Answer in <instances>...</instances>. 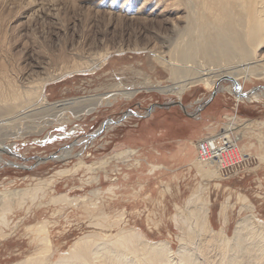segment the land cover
Returning <instances> with one entry per match:
<instances>
[{"label": "rangeland", "instance_id": "obj_1", "mask_svg": "<svg viewBox=\"0 0 264 264\" xmlns=\"http://www.w3.org/2000/svg\"><path fill=\"white\" fill-rule=\"evenodd\" d=\"M142 2L0 0V69L15 83L29 85L47 72L59 75L73 65L72 57L85 66L89 55L109 53L96 68L48 82L44 103L137 90L79 118L72 109L56 110L53 118L27 116L18 133L0 139V194L29 191L7 213V226L0 224V264L43 251L44 245L55 258L82 236L105 239L119 228L164 240L174 251L192 248L190 227L196 243L209 235L194 227L190 208L196 204L208 207L214 239L220 230L231 235L247 216L264 224V99L237 104L234 94L218 89L232 85L223 78L182 95L151 89L171 84V78L149 46L165 53L164 36L182 22L168 12H136ZM243 87L245 93L262 89L264 79L244 81ZM229 121L239 137L241 162L221 172L215 163L197 160L195 144ZM65 150L70 154L57 159ZM61 169L69 171L57 174ZM60 194L73 201L50 203ZM195 196L198 201L188 202Z\"/></svg>", "mask_w": 264, "mask_h": 264}, {"label": "bare ground", "instance_id": "obj_2", "mask_svg": "<svg viewBox=\"0 0 264 264\" xmlns=\"http://www.w3.org/2000/svg\"><path fill=\"white\" fill-rule=\"evenodd\" d=\"M147 6L150 7L149 10L146 9ZM135 11L148 15L168 12L178 23L182 22L181 25H174L170 34L164 36L167 49L165 53L155 44L149 46L150 51L154 52L155 61L167 68L171 78V84L154 85L150 87L151 89L159 93L182 95L199 83L214 87L217 80L229 77L232 85L219 84L218 89L234 94L237 104L264 99V88L243 95L244 81L264 79V0H143ZM108 54L105 51L97 56L89 55L85 66L81 65L84 63H81L80 59L72 57L73 65L70 68H64L65 70L60 71L59 75L47 72L43 78L29 85L15 83L6 75L5 70L0 69V139L18 133L19 124L23 119L36 113L43 114L44 117V113H47L53 118L57 116L56 110L60 112L64 109H72L75 117L79 118L97 110L102 104H111V100L119 96L126 99L132 97L137 90L120 88L111 93L103 92L85 98L75 97L44 103L42 94L48 82L65 75L96 68ZM100 56V62L99 60L95 62ZM89 60L92 63H89ZM58 65H61L59 68L62 67L61 62H58ZM203 66L208 68L205 69ZM223 125L224 131H233L236 128L232 121ZM3 128L7 130L3 131ZM243 128L249 127L245 125ZM1 150H3L2 146ZM128 152L130 150L116 155ZM69 154V151L65 150L56 158L64 159ZM236 154L239 159L238 148ZM197 160L203 162L198 155ZM67 171L69 169H61L57 174ZM207 173L212 174L213 171L207 170ZM51 182H53L52 177L45 179L41 184L43 186ZM138 184L134 186H141V183ZM37 187L39 186L34 187L33 190ZM108 190L112 191V187ZM28 193V190L18 189L0 194V224L7 226V213L12 209L13 204L23 201ZM193 200L198 201L199 197L189 198L188 202ZM61 201H73V198L60 194L56 197L52 196L50 203L56 204ZM208 211V207L202 204L190 208V214L195 219L194 227L205 228L209 233L208 237L198 239L196 243L192 234L193 229L190 227L188 242L194 244L192 248L181 246L174 251L164 240L150 241L131 228H119L116 233L110 234L105 239L94 238L91 241L88 238L92 235L82 236L55 258H50L47 252L48 246L44 245L43 251L10 264H264L263 223L251 220L250 216H247L237 221L231 235L220 230L216 232L218 239H214L213 229L208 225ZM121 217L122 215H119L116 219L120 221ZM94 224L104 225L100 222ZM213 243H218L219 246L210 245Z\"/></svg>", "mask_w": 264, "mask_h": 264}, {"label": "built area", "instance_id": "obj_3", "mask_svg": "<svg viewBox=\"0 0 264 264\" xmlns=\"http://www.w3.org/2000/svg\"><path fill=\"white\" fill-rule=\"evenodd\" d=\"M235 136L230 131H224L222 127L211 136H205L196 141L198 158L203 162L213 161L221 172L234 168L241 162L236 154Z\"/></svg>", "mask_w": 264, "mask_h": 264}, {"label": "water", "instance_id": "obj_4", "mask_svg": "<svg viewBox=\"0 0 264 264\" xmlns=\"http://www.w3.org/2000/svg\"><path fill=\"white\" fill-rule=\"evenodd\" d=\"M223 79H229L230 81H232L231 78H229V77H223ZM220 80H222V79H220ZM215 93H216V88L213 90L211 96H213ZM243 95H246V93L244 92ZM178 104H179L180 106H182L181 103H178ZM182 108H183V110H184V107H182Z\"/></svg>", "mask_w": 264, "mask_h": 264}]
</instances>
